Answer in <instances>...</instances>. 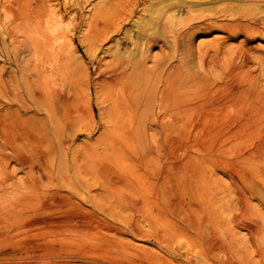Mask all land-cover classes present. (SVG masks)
Instances as JSON below:
<instances>
[{
    "label": "bare ground",
    "instance_id": "obj_1",
    "mask_svg": "<svg viewBox=\"0 0 264 264\" xmlns=\"http://www.w3.org/2000/svg\"><path fill=\"white\" fill-rule=\"evenodd\" d=\"M135 1L109 0L111 30L120 29L121 23L129 20ZM197 1L190 0L189 4L180 8L181 12L185 11L186 13L187 22L183 25L180 24L183 18L180 14L178 16L171 12L168 15L166 29L171 33L174 45L186 44L187 36L193 30L210 28H217V30L219 28L231 36L242 34L246 39L264 37V0H217L220 1L219 6L207 13L203 12L204 9L197 8ZM203 1L208 2L209 0ZM160 4L159 6H161ZM54 6L47 3L46 0H22L21 2L17 0L16 7L11 10L12 17L6 23L3 18L1 19V14L6 12L9 7H6L5 0H0V59L11 66L9 69L4 64L0 66V96L5 101L3 105L0 104V189L2 190L0 193V202H2L0 203V264H38L37 259L40 262L44 259L48 260L44 264H52L49 262L50 259L54 260V264H59L61 261L65 262L63 264H69L70 261L77 259L76 257L80 253L86 255L93 253L88 245H81L77 248L70 247L68 244L71 238L81 239L83 235L93 233V230L97 229L96 224L95 227L90 222L92 221L90 215L93 214V211L87 209L91 213L90 215L86 211L77 212V215L74 212V217L81 218L80 223L74 221L72 213L65 215L63 219L68 220V223L66 221V228L65 226L64 228L68 229V232L61 230L60 233L47 236L46 230H55L62 225L58 222L61 218L45 217L43 215L45 209L54 206L61 208L62 205L74 209L79 208L81 204L75 203L71 195L63 194L64 192L55 194V197L49 200L46 184L44 185V182L42 183L40 179L38 180L30 173L34 161L43 163L44 167L50 166L49 169L46 168L50 176L63 171L64 162L60 158H56L64 150L70 151L73 148V139L78 132L90 131L86 127L87 125H80L77 128L78 109L70 107L71 104L74 106L73 101L75 100L74 96L70 97L69 95L72 88L67 93L65 92L66 97L62 98L60 95L62 92L60 86L63 70L61 54L64 31H62L63 33L59 32L61 20L59 16L61 17V14L59 13L60 15L58 14L57 17V11L55 9V12L53 9ZM211 8L213 7H210L209 10ZM7 16L9 17V15ZM156 36L154 33L145 36L148 46L157 41ZM130 42L133 43L131 39ZM218 47H216V51H218ZM148 54L143 53L140 55L141 57L136 58V56L133 59L126 57L127 55H124L125 57L113 56L112 62L109 63V74L101 73L102 76L100 75L94 83V91L97 93L99 89L105 93L107 99L109 98V120L112 124L115 127H122L128 134L130 132L138 133L141 137L140 142L129 147L127 151L122 145H117L114 149L118 150L121 157L130 161V165L136 163V170L139 169L147 176L148 173L152 175V178L149 179L139 178L138 184L130 187L144 193L141 200L135 204H147L150 201L146 197L148 194L150 197L168 199L174 191H177L178 186L174 185L176 173L174 160H172L176 141L175 133L180 134L188 128L195 127L196 130H222L228 132L229 137L234 136L235 138L237 134L245 130L251 132L264 129V85L247 77L243 71L241 73L242 64L237 65L235 62L236 65L234 63L231 66V71L228 69L230 75L228 79L216 81V79H212L214 71L210 68L204 70L206 75L200 76L197 73L184 72L183 69L181 73L182 70L177 71L178 68L173 67L175 64H171L176 70L175 72L174 69H166L167 66L169 67V63L168 57L164 54V57L158 58L155 56L150 58ZM149 59L151 60L150 65L147 64ZM181 61L185 62L179 56L177 61H174L177 63L176 67ZM188 61L190 62V60ZM199 67L201 66L199 65ZM202 82L205 84L204 87V84L201 85ZM86 83L87 92L91 93L93 83L89 80L88 75ZM93 116L91 109L89 117ZM110 130L109 126H102L92 142L82 143L83 145L88 144L82 146L85 148L84 154L92 151L88 146L103 144V147L109 148L107 133ZM73 149L71 161L74 172L77 174L79 172L77 157L82 153L77 148ZM196 152L186 155L185 161L188 166L182 167L181 164V167H177L183 180L181 188H179L183 192L186 188L196 197L200 195V199H203L201 189L206 181V170L201 164L205 159L216 162L222 152L220 149L209 146L197 147ZM262 155L261 161L264 163V153ZM165 157L169 158L167 163L162 162ZM255 157L256 152L252 151L238 159L242 165L240 170H237L239 180H234L233 184L237 187L238 204L243 207L242 216L248 214L249 217L255 218L252 229H246L248 235L244 241L251 243L252 251L257 254L255 256L259 255L261 260L264 258V212L261 211V207L258 209L254 206L251 200L256 196L264 203V167L257 166ZM82 159L84 158L82 157ZM11 160L27 166L25 176L14 177L13 172L16 167L9 168ZM85 163L86 169H83L87 173L91 167L88 166L90 163L87 164V161ZM135 165H133V169ZM154 174L155 179H153ZM76 179L79 185L85 186L87 189L93 186V183L90 184L85 177L83 178L79 174ZM239 182L246 185L247 189L239 188ZM3 183L12 187V190L8 191L6 187H1ZM75 187L70 185V193L83 199V192ZM7 191L10 193L5 197L4 194ZM179 192L181 194V191ZM187 193L184 192V195ZM105 195L108 198L109 192H106ZM196 197L194 200L198 208H202V213L200 215L192 214L194 207L189 205L185 210L187 215L183 214L188 222L183 233L185 235L192 233L191 237L194 238L203 236L207 232L210 237L221 235L226 240L225 244L229 243V248L233 247L235 253L241 254L237 245L240 240L237 242L236 233L229 224L231 220H236L238 217L234 215L232 219L230 217L224 219L217 211L216 206H212L210 203L206 204L204 200L199 201ZM122 199L129 201L127 195ZM120 200L116 196L115 204L118 205ZM83 210H86L85 207ZM36 213L38 215L34 216ZM92 216L94 218V215ZM186 218H184L185 221ZM175 222L178 223L177 220ZM251 222L252 220H250V224ZM180 223L181 226L183 223ZM245 224L248 225L247 222ZM69 226L70 228H68Z\"/></svg>",
    "mask_w": 264,
    "mask_h": 264
},
{
    "label": "rangeland",
    "instance_id": "obj_2",
    "mask_svg": "<svg viewBox=\"0 0 264 264\" xmlns=\"http://www.w3.org/2000/svg\"><path fill=\"white\" fill-rule=\"evenodd\" d=\"M18 1L21 2L22 0ZM211 1L215 4H212ZM46 2L55 5L53 9L54 11L56 9L57 17L59 13L61 14V17L59 16L61 19L59 32L64 31L61 54L63 70L60 86L62 87V92L60 95L62 98L66 97L65 92L67 93L72 88L71 94L69 95L70 97L74 96L75 100L73 101L74 106L71 104L70 107L75 110L78 109L79 120L77 128L80 125H87L86 127L90 130L89 132H78L73 139V144L75 145H73V148H77L82 153V155L78 156L79 158L77 157V162L79 163V172L77 174L74 172L71 161L73 148L70 151L64 150L56 158H60L65 164L64 170L56 173L57 175L53 173V176H50L48 170H46L50 166L44 167V164L41 162L34 161L30 168V173L36 176L38 180L40 179L42 183L44 182V185L46 184L45 188L49 200L55 197V194L64 192L63 194H70L75 203L81 204L79 208L74 209L67 205H62L61 208L60 206H54L45 209L43 212L45 217L61 218L58 222L62 225L60 228H55V230H46L47 236L53 233H60L61 230L68 232V229L65 230L68 220L63 219L65 215L69 213L73 214L74 212L77 215V212L80 213L82 211H86L90 215L91 213L88 210L93 211V214L90 215V219L92 220L90 222L93 226L96 224L97 229H94L93 233L83 235L81 239L71 238L68 243L70 247L77 248L81 245H88L93 250V253L92 255L80 253L77 255V259L70 261L69 264H264V258L260 260L261 257L259 255L255 256L257 254L252 251L251 243L244 241L248 235L247 230L252 229L254 225L255 218L252 216L249 217L248 214L242 216L243 207L238 204L236 197L237 187L233 184L234 180H239L237 170H240L239 168H241L242 164L238 159L247 152L255 151L257 166L260 168L264 167L262 165L264 163L261 161L262 154L264 153V129L251 132L245 130L237 134L235 138L234 136L229 137V133L222 130L207 131L206 129H202L203 132L201 129L196 130L195 127L188 128L185 130L186 133L185 131H182L180 134L175 133L174 137L176 141L173 147L174 158L172 160H174L175 166L176 178L174 185L178 186L177 191H174L168 199L150 197L148 194L146 197L150 201L147 204H135V202L141 200L144 193L140 192L139 189L130 187L136 183L138 184L139 178L149 179L152 178V175L148 173L147 176L143 172H140L139 169L136 170V163H131L130 165V161L128 162L127 159L121 157L118 150L114 149L117 145H122L127 151L129 147L131 148L135 144H138L141 137L138 133H126L120 126L115 127L111 120H109V98L107 99L105 93L99 91V89L97 93L94 91V83L99 79L98 77L100 75L102 76V74H109V63L112 62L113 56L119 57L120 55H127L126 57L133 59L136 56V58L141 57L140 55L143 53H149L150 58L152 56L157 58L160 56L164 57V55L168 57L169 67L167 66L166 69L173 70V67H175V69L178 68L177 71L183 69L184 72L191 74L197 73L200 76H204L206 75L205 71L207 68H210L214 71H212V79H216V81L228 79L230 76L229 70L231 71L232 68L231 66L237 62V65L242 64V67H240L241 73L243 71L245 75L247 74V77L254 79L260 85H264V52H262L264 51V37L246 39L242 34L231 36L226 31L219 30V28L218 30L217 28H210L191 31L187 36L186 44L178 43L176 46L171 40V33L166 29L167 17L171 12L178 16L180 14L183 17L180 24L183 25L186 23V13L185 11L181 12L180 8L189 4L190 0H136L129 20L122 22L121 28L118 30H111L109 26V0H46ZM216 2L215 0H209L208 2L198 0L197 8L204 9V13L211 12V10L219 6L220 1L216 0ZM5 3L6 7L9 8L1 14V19L3 18L7 23L12 17L11 10L16 7L17 0H7V2L5 0ZM155 6L157 7V11ZM209 6L213 8L209 10ZM150 33L157 35V41L151 46H148L145 42V36ZM130 39L133 43L130 42ZM218 41L220 43H217ZM217 46H219L218 51L215 50ZM179 56L185 61L178 63L180 68L179 66L176 67L177 63H174ZM2 64L7 69L11 67L8 63H4L0 59V66ZM147 64H151L150 59L147 61ZM171 64H175V66ZM103 69H106L105 72ZM175 69L173 71L176 72ZM87 75L93 83L91 93L87 92ZM203 84L204 82L201 83V85ZM4 103V99L0 96V104L3 105ZM91 109L93 110V117H89ZM105 125L111 128L107 133L109 136V148L103 147L102 143V145L98 144L93 147L88 146L92 151L84 154L83 151L85 148L82 146L88 144L83 145L82 143L87 141L92 142L102 126ZM200 146L215 147L222 152L216 162L209 159H205L203 162L201 161V165L206 170V181L201 189L204 196L203 199H200V195V197L198 195L196 197L195 194L186 188L184 192H188L189 194L184 195V192L180 189L183 180L178 173L179 169H177L178 166H188L185 161L186 155L188 153H197L196 148ZM164 159H162V162L167 163V159L169 158L165 157ZM84 160L87 161V164H91L88 165L91 169L87 173L84 171L86 169V161ZM83 161L84 164L82 163ZM10 162L9 168L16 167L13 172L15 178L25 176L27 166L13 160ZM133 165H135L134 169L132 168ZM78 174L83 176V178L85 177L90 184L93 183V186L87 189V187L79 185L76 179ZM153 179H155V174L153 175ZM70 185L83 192V199L80 196H75L70 193ZM239 185V188L243 190L247 189L243 183L240 184L239 182ZM1 187H6L8 191L12 190V187L4 183ZM127 187L128 189H126ZM8 191L4 194L5 197L9 195L10 192ZM179 191H181V194ZM1 192L2 190L0 189ZM106 192H109L108 198H106ZM94 194L95 196H93ZM125 195L129 197V201L122 199ZM116 196L121 199L118 205L115 204ZM194 197L199 201L204 200L206 204L210 203V205L216 206L217 211L224 219H228L229 217L232 219L234 215L238 217L236 220H231L229 224H231V227L236 233L235 237L237 238V242L240 240L237 245L241 254H237L238 252L235 253L233 247H230V249L229 243L225 244L226 240L221 235V237H210L207 232L203 236L200 235L195 238L192 236V240V233L189 235L183 233L188 224L185 210L188 209L189 205L194 207L192 214L200 215L202 213V208H198ZM112 202L114 204H111ZM251 203L258 209L261 207V211L264 212V203L258 197L255 196L251 200ZM84 207L86 210H83ZM184 213L185 215H183ZM75 214H73L74 221L80 223L82 221L81 218L78 216L74 217ZM37 215L36 213L34 216ZM92 215H94V218ZM166 216L168 217L166 218ZM184 218H186V221ZM176 220L178 223L175 222ZM250 220H252L251 224ZM246 222L248 225L245 224ZM229 224L228 226H230ZM215 242L216 245L214 246ZM243 250H246V252ZM250 252L252 256L249 255ZM242 255H246L247 257ZM44 260L40 262L37 259V263L44 264V262L46 263L48 261L46 259ZM53 261V259L49 260L50 263L54 264ZM63 262L61 261L59 264H63Z\"/></svg>",
    "mask_w": 264,
    "mask_h": 264
}]
</instances>
